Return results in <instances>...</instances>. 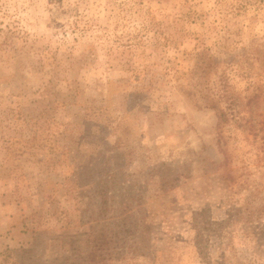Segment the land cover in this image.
<instances>
[{"label": "rangeland", "instance_id": "1", "mask_svg": "<svg viewBox=\"0 0 264 264\" xmlns=\"http://www.w3.org/2000/svg\"><path fill=\"white\" fill-rule=\"evenodd\" d=\"M0 264H264V0H0Z\"/></svg>", "mask_w": 264, "mask_h": 264}, {"label": "trees", "instance_id": "2", "mask_svg": "<svg viewBox=\"0 0 264 264\" xmlns=\"http://www.w3.org/2000/svg\"><path fill=\"white\" fill-rule=\"evenodd\" d=\"M213 61V58L208 57L206 61L202 59V63L205 66L209 65L210 67H214V64L211 62ZM228 82L223 79V77L220 75L215 82V87H214V93L213 95L211 94L210 96H206L204 99L203 105L205 107L213 108L215 110V114L218 120V123L224 124L228 121V117L232 115L230 110V106L232 105L231 102H229L225 107H220L218 105V101L220 98L225 97L226 99L229 97V90H228ZM219 139H221V136H219ZM199 251L202 252L203 247L202 245H199Z\"/></svg>", "mask_w": 264, "mask_h": 264}]
</instances>
